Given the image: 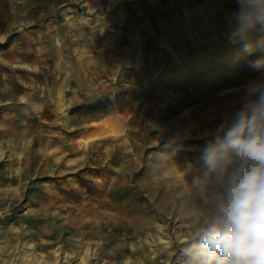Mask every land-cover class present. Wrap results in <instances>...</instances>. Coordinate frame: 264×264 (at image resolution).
<instances>
[{"label": "rangeland", "instance_id": "1", "mask_svg": "<svg viewBox=\"0 0 264 264\" xmlns=\"http://www.w3.org/2000/svg\"><path fill=\"white\" fill-rule=\"evenodd\" d=\"M239 10L0 0V264H184L189 229L210 211L185 166L260 74L245 65L164 111L178 82L232 46L264 59V26L238 32Z\"/></svg>", "mask_w": 264, "mask_h": 264}, {"label": "clouds", "instance_id": "2", "mask_svg": "<svg viewBox=\"0 0 264 264\" xmlns=\"http://www.w3.org/2000/svg\"><path fill=\"white\" fill-rule=\"evenodd\" d=\"M238 32L264 26V0H236ZM230 120L187 162L183 175L207 218L189 229L184 264H264V59ZM164 142L158 161L168 154ZM159 147V145H158Z\"/></svg>", "mask_w": 264, "mask_h": 264}, {"label": "trees", "instance_id": "3", "mask_svg": "<svg viewBox=\"0 0 264 264\" xmlns=\"http://www.w3.org/2000/svg\"><path fill=\"white\" fill-rule=\"evenodd\" d=\"M241 46L242 43L239 46H232L231 51L211 60L210 66L202 69L195 68L197 70L189 73L185 81L178 82L177 87L171 90L176 93L173 97L174 102L167 104L164 114L177 113L182 107L196 100L200 89L225 83L230 74L239 72L242 67L251 64L260 56L261 50H257L256 46L237 49Z\"/></svg>", "mask_w": 264, "mask_h": 264}]
</instances>
